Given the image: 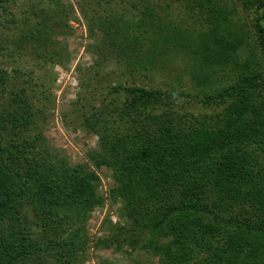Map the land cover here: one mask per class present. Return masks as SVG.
I'll return each mask as SVG.
<instances>
[{
  "label": "trees",
  "instance_id": "1",
  "mask_svg": "<svg viewBox=\"0 0 264 264\" xmlns=\"http://www.w3.org/2000/svg\"><path fill=\"white\" fill-rule=\"evenodd\" d=\"M17 1L0 0V57L64 60L54 35L71 31L72 6L26 0L18 15ZM239 1L246 19L228 0H83L94 61L74 107L126 220L105 247L159 264H264V0ZM177 58L190 90L156 82ZM31 73L0 64V264H81L99 176L49 148Z\"/></svg>",
  "mask_w": 264,
  "mask_h": 264
},
{
  "label": "rangeland",
  "instance_id": "2",
  "mask_svg": "<svg viewBox=\"0 0 264 264\" xmlns=\"http://www.w3.org/2000/svg\"><path fill=\"white\" fill-rule=\"evenodd\" d=\"M55 1L61 6H72L69 17L71 31L58 30L54 35V39L65 48L64 60L49 58L44 60L42 57L38 58L28 51L21 50L15 51L11 56L0 57V64L8 70L19 67L24 71H32L31 82L38 91L40 90L38 95L43 97L47 106L44 110L42 128L48 138L51 151L66 156L71 163L88 161L98 173V192L102 197V203L91 210L86 219L88 243L81 264H159V256L151 251L133 249L129 245L108 248L101 243L110 232L111 224L125 223L126 220L122 215L123 201L113 195L116 182L112 170L105 165L98 166L89 158V153L99 145L98 136L79 124L77 108L74 107L77 94L80 92L78 81L80 69L94 61L93 54L88 50L93 39L89 35L88 22L82 11L83 0ZM17 2L13 8L20 15L29 4L26 0ZM228 4L246 19L247 12L242 10L239 0H228ZM175 8L179 11L176 6ZM244 19L241 21L243 26ZM184 67L185 63L177 58L172 62L171 70L157 77V84L167 87L173 83L176 86L181 85L186 90L192 89L188 73L183 70ZM178 76L182 79H177ZM187 106V109L196 113L213 109L212 107L205 109L197 102L187 103ZM106 193L110 195L107 206Z\"/></svg>",
  "mask_w": 264,
  "mask_h": 264
},
{
  "label": "built area",
  "instance_id": "3",
  "mask_svg": "<svg viewBox=\"0 0 264 264\" xmlns=\"http://www.w3.org/2000/svg\"><path fill=\"white\" fill-rule=\"evenodd\" d=\"M105 198H106V206H107V204L109 205V198H110L109 193L105 194Z\"/></svg>",
  "mask_w": 264,
  "mask_h": 264
}]
</instances>
